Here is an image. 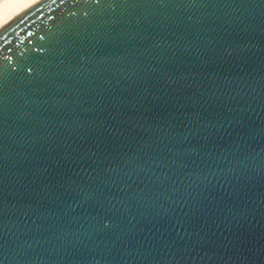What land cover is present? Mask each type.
<instances>
[{"label": "water", "instance_id": "water-1", "mask_svg": "<svg viewBox=\"0 0 264 264\" xmlns=\"http://www.w3.org/2000/svg\"><path fill=\"white\" fill-rule=\"evenodd\" d=\"M0 264H264V0L3 23Z\"/></svg>", "mask_w": 264, "mask_h": 264}, {"label": "bare ground", "instance_id": "bare-ground-1", "mask_svg": "<svg viewBox=\"0 0 264 264\" xmlns=\"http://www.w3.org/2000/svg\"><path fill=\"white\" fill-rule=\"evenodd\" d=\"M36 0H0V26Z\"/></svg>", "mask_w": 264, "mask_h": 264}]
</instances>
